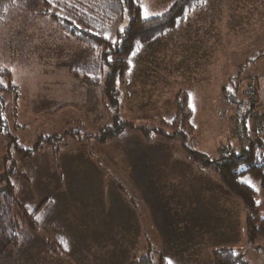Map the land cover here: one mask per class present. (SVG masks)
Segmentation results:
<instances>
[{
  "label": "rangeland",
  "instance_id": "1",
  "mask_svg": "<svg viewBox=\"0 0 264 264\" xmlns=\"http://www.w3.org/2000/svg\"><path fill=\"white\" fill-rule=\"evenodd\" d=\"M10 1L0 0V65L8 67L11 81L18 87L0 91V176L7 172L18 202L32 208L41 200L45 203L36 233L27 237L29 227H24L22 244L6 249L0 264H130L139 258L137 247H122L115 240L119 238L118 214L126 196L131 198L127 210L137 206L142 216L151 206L157 211V228L145 230L150 233L151 245L156 246L148 251L152 264H161L160 242L161 250L168 247L167 254L171 238L176 236V215L171 213L164 192L170 162L162 160L167 150L186 155L185 148H190L216 158L222 147L236 146L235 109L237 102L246 99L245 94H253L244 90L250 80L260 93L258 111L264 114V0H201L175 28L141 44L128 58L129 69L120 86L116 110L99 84L72 74V70L80 72L91 64L90 48L65 37L50 20L37 15L39 0H23L22 7ZM173 1L137 0V4L143 15H155ZM121 24H115L107 36L112 37ZM7 81L2 84L7 85ZM178 92L184 94L192 110L193 133L185 140L167 139L161 134L147 136L125 124H143L139 117L157 115L169 122ZM113 116L124 122L123 132L106 143L72 138L69 132L96 133ZM137 140L153 144L149 152L159 157L155 169L159 188L154 186L157 179L153 174L150 185L145 187L142 182L146 198L139 196L140 188L134 181L130 183L121 174L122 162L130 161L125 163L128 169L134 167ZM16 146L26 151L20 152ZM191 166L193 176L216 175L212 170L198 171L192 162ZM141 173L144 178L146 174ZM240 179L255 190L256 209L264 217V189L248 174ZM208 185L215 187L213 193H206L205 218L181 215L177 219L182 230L178 242L186 244L192 258L180 264H212L210 254L220 246L233 247L247 264H264V237L251 245L245 240L241 201L217 177H211ZM156 189L157 194L151 196L150 191ZM106 211L109 218L105 214L104 222H100ZM46 220H51L54 229L46 230ZM87 222L96 234L94 242L90 241L92 233L87 240L84 234L88 232L73 230ZM101 223L109 226L108 230H97ZM56 233L70 241L68 250L62 246L66 253L49 252L42 243L43 239L52 240Z\"/></svg>",
  "mask_w": 264,
  "mask_h": 264
},
{
  "label": "trees",
  "instance_id": "2",
  "mask_svg": "<svg viewBox=\"0 0 264 264\" xmlns=\"http://www.w3.org/2000/svg\"><path fill=\"white\" fill-rule=\"evenodd\" d=\"M15 1L22 7L23 0ZM200 1L174 0L160 14L143 15L137 0H39L40 10L36 14L50 20L65 37L77 39L82 45L90 48L91 64L85 65L80 72L72 70V74L83 81L99 84L103 96L116 110L120 86L125 83L129 69L128 58L138 50L141 44L175 28L187 12ZM8 2L13 1L8 0ZM17 4L15 6H19ZM117 23L123 24L119 25L121 28L117 27L109 38L107 36L109 30ZM5 79L8 80L7 85L2 84ZM11 79L12 73L8 67L0 65V91L10 92L17 89L18 86ZM250 81L251 83L245 84L244 90L251 85L253 94H245L246 99L237 102L235 109V115L240 117V125L245 132L244 139L237 140L236 146L222 147L216 158L185 148L188 153L186 155L200 171H214L222 186L241 201L245 212V240L249 245L254 244L258 238L264 237V217L260 216L256 209L255 190L240 179L241 176L248 174L264 189V165H257L264 153V137L253 135L250 127L253 112H263L258 111L260 93L256 91L253 80ZM183 96L181 92L176 94L173 101L174 115L167 123L157 115L139 117L138 119L145 121L143 124H125H131L130 127L147 136L161 134L167 139L185 140L193 133V125L192 110ZM230 98L234 101L232 96ZM121 120L113 116L110 123L101 124L96 133L80 135L76 129H71L69 132L72 138H80L83 141L95 139L102 144L122 134L124 122ZM150 139V137L149 140L146 138V141ZM46 141L50 143L51 139ZM16 147L18 151L25 149L20 148L21 146ZM19 174L23 176L22 173ZM43 203L45 202L41 200L39 205L32 208L18 202L15 188L8 180L7 172L0 176V246L3 245L0 248V255L6 249L22 244L25 239L22 233L24 227H29L30 232L26 234L27 237L36 233ZM42 243L49 251L58 249L51 242L47 243L45 239ZM211 263L247 264L242 259L241 253L233 247L226 246L212 250ZM130 264H152L151 256L145 254Z\"/></svg>",
  "mask_w": 264,
  "mask_h": 264
},
{
  "label": "crops",
  "instance_id": "3",
  "mask_svg": "<svg viewBox=\"0 0 264 264\" xmlns=\"http://www.w3.org/2000/svg\"><path fill=\"white\" fill-rule=\"evenodd\" d=\"M137 141H138V144L136 145V149H135V155H136L135 159L136 160L135 161L132 160V163L134 161V167L130 168L131 169L130 170L126 166L128 163H130V161L128 163H127V161L122 162L121 163V166H122L121 174H124V176H125L124 178L127 181H129L130 183H132L134 181L135 185L138 188H140L139 196L146 198V195L142 194V186H143L142 182L145 183V187H146L147 183L149 184V178L150 177L152 178L153 174H154V177L157 179V182L154 183V186H157L159 188V176L156 177L157 171L155 170L159 164V162H158L159 157L157 154H155V152H154V154H151L149 152V151H153L152 149H154V147L151 148V146H153V144L147 143L146 141H142V140H137ZM160 148L164 149L161 146L156 147V149H160ZM167 151H169V153L167 155L165 153V155H164L165 158H163V160H162V161L167 160L170 162L169 163L170 164L169 171H168V173H166L167 174L166 175V183L168 184V187H167V189L164 190V192L167 194V197L169 198V204L171 205V210H172L171 213L176 215L175 227L173 228L175 230L176 236L175 237L173 236L171 238V245H170L169 250H168L169 253H167V254H166V250L168 249V247H165L163 250H161V242H160V244H159L160 245V253L162 255H161L159 260L162 262V264H168L169 260L172 263L175 262L177 264H180L181 262H191L192 258L188 255V253L186 251V249H187L186 244L185 243L181 244L178 242V239H181L180 237H182L179 235L180 231H182V230L180 229L181 227H179L180 225H178L177 219L179 217L181 218V215H187L188 217L190 216L191 219L197 218L196 215L199 217L203 216V218H205V215L207 214L206 193L209 190H211V193H213L214 187H215V185L209 186L208 182H210L211 177H217V176L216 175H214V176L213 175L212 176H207V175L206 176H204V175L199 176L200 173L198 174V176H193L191 174V168H194V167L191 166V161L187 157V155L182 154L180 152L176 153V154H174V153L172 154V153H170V152H172V150L170 148ZM148 152L150 153V155ZM175 155H177V158L173 157ZM139 156H141L142 158H138ZM155 158H157V159L155 160ZM138 159H140V161H138ZM125 163H127V164H125ZM123 167H125V168L123 169ZM196 169L198 171H200L197 167H196ZM126 171L129 172L128 176L126 174ZM155 171H156V173H154ZM141 172L146 174L144 176V178H142L143 174ZM200 172H202V171H200ZM161 188H163V184L161 185ZM145 191H146V189H145ZM219 193H222V192H219ZM149 194L151 196H155L157 194V189L154 192H153V190H151ZM130 199L131 198L126 196L125 201H122V205H123L122 210L123 211L120 214H118V216L120 217V221L118 220V222H117V227L119 230V238H117L115 240H119V242H117V244L119 246H122V247H129V246L135 245V247H137L135 251H136L137 255H139V258H140L141 256H143L145 254L150 255L151 252L149 253L148 251H150L153 248L155 249V247H156V246L151 245L150 233H148V231L145 229L149 228V231L150 230L152 231L153 227L157 228L158 220L154 221L155 217L157 215V211L153 208V206H151L150 211H146L145 216H142L143 212H141V210H139L137 208V206H134V208L131 207L132 209L127 210V202H129ZM183 210H184V212H183ZM234 210H235V208H234ZM236 210H238V209H236ZM102 214H103V217H101L102 219H100V222L101 221L104 222L105 214L109 218V211L103 212ZM132 215H133V217H132ZM244 215H245V213H244ZM50 221L46 222L45 228L47 231H50V229L52 227L54 229V224ZM54 222L57 223V220H55ZM106 223L110 224L109 222H106ZM146 224H149V226ZM96 228H97V230H99V229L108 230L109 226L101 223V226L100 227L96 226ZM79 229L85 230L86 232H88L87 233L88 235L84 234L87 237V240L89 239L90 234L92 233L93 236H92L90 241H92V240H93V242L95 241L94 236L96 234L94 233V229H91L89 227L88 222L85 224H81V227L73 228L74 231H76V230L78 231ZM141 230H144V231L142 232ZM221 232H222V229H221ZM102 233H104V232H102ZM159 236H160V231H159ZM82 237H80L79 239L81 240ZM51 239L52 240H45V241H47V243H50V241H52L53 242L52 244H54V246H56V247L60 246V249L58 248L56 251L55 250H52V251L48 250L49 252L58 253V254H59V252H62V251L64 253L67 252L68 249L66 246H68L70 244V241L69 242L67 241L66 236L62 237L59 235V233H56V234H54L53 238H51ZM72 239H74V238H72ZM108 240L111 241L110 238ZM81 241H83V240H81ZM125 242H128L129 244L127 245V243H125ZM177 242H178V244H177ZM180 245H182V246H180ZM62 246L66 247L67 250L62 248ZM122 247H120V248H122ZM120 251H122V249H120ZM163 253L165 255H163ZM210 256H211V254H210ZM135 259H138V258H135ZM159 260H158V262H160ZM188 264H190V263H188Z\"/></svg>",
  "mask_w": 264,
  "mask_h": 264
},
{
  "label": "built area",
  "instance_id": "4",
  "mask_svg": "<svg viewBox=\"0 0 264 264\" xmlns=\"http://www.w3.org/2000/svg\"><path fill=\"white\" fill-rule=\"evenodd\" d=\"M247 90H250L249 92H253V87L251 85H248ZM233 125L234 139L238 141L243 140L245 132L242 130V126L240 125V117H234ZM250 127L251 133H253V135H255L256 137H264V114L253 112L251 116ZM257 165H264V153L257 162Z\"/></svg>",
  "mask_w": 264,
  "mask_h": 264
},
{
  "label": "snow or ice",
  "instance_id": "5",
  "mask_svg": "<svg viewBox=\"0 0 264 264\" xmlns=\"http://www.w3.org/2000/svg\"><path fill=\"white\" fill-rule=\"evenodd\" d=\"M168 264H172V262L169 260V261H168Z\"/></svg>",
  "mask_w": 264,
  "mask_h": 264
}]
</instances>
